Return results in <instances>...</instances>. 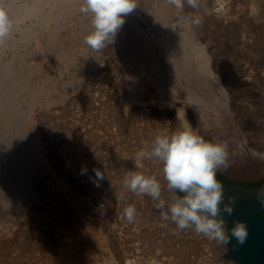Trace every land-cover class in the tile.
<instances>
[{"label": "rangeland", "instance_id": "obj_1", "mask_svg": "<svg viewBox=\"0 0 264 264\" xmlns=\"http://www.w3.org/2000/svg\"><path fill=\"white\" fill-rule=\"evenodd\" d=\"M252 1L76 0V12L69 9L61 17L65 20L58 22L65 29L50 38L40 14L32 19L16 17L9 28L3 27L6 16L15 18L18 8L25 5H43L40 0H0V171L11 173L24 145L43 149L26 172L28 194L21 199L29 196L32 201L26 199L24 208L17 204L13 185L18 175L4 189L8 187L6 194L12 193L13 200L2 193L0 264H216L205 252L209 234L195 220L188 221L205 211H191L182 189L213 171L240 181L264 178V173L233 176L220 167V161L236 150L239 156H243L242 149L264 154V23L258 20L264 15V3ZM218 7L224 10L222 15L216 13ZM181 43L185 45L182 54ZM186 59H191L190 64L183 68ZM206 61L209 77L199 72ZM180 67L189 70L191 79L214 80L215 84L209 80L206 92L217 87L227 92V107L224 100L211 96L206 103H194L180 90L177 95L175 85L189 76ZM37 69L39 74L31 76ZM27 75L31 76L25 85L30 93L23 101L20 95L26 88L21 85ZM8 90H14L12 98ZM197 91L195 99L202 90ZM207 105L212 108L210 118L205 117ZM178 108L186 113L189 134ZM21 129L26 136L18 140ZM191 151L185 161L184 154ZM167 157L172 158L169 171L163 164ZM209 159L213 161L208 169L197 170L198 163ZM95 165L102 169L98 166V172ZM22 167L21 171L27 170ZM119 167L126 172L121 170V174ZM53 171L67 183L71 181L72 189L65 192L71 198L57 187ZM165 188L169 197L160 201L157 196ZM177 199L183 200L179 203L183 209H176ZM104 201L112 205L110 213L104 212L107 204L100 208ZM145 213L150 214V221L142 226ZM179 213L185 215L184 223L178 222ZM145 236L150 237L144 240ZM184 245L185 249L191 245L192 251L184 250ZM70 246L74 247L71 252Z\"/></svg>", "mask_w": 264, "mask_h": 264}, {"label": "bare ground", "instance_id": "obj_2", "mask_svg": "<svg viewBox=\"0 0 264 264\" xmlns=\"http://www.w3.org/2000/svg\"><path fill=\"white\" fill-rule=\"evenodd\" d=\"M42 3H43V5H39L38 4V6H33V5H25V7H21V8H18V10L16 11L17 13H16V16L15 15H13V16H15V18H11L12 16H10V15H8V16H4L5 17V21H3V27H4V29H7V28H9L10 26H11V22H13L15 19H16V17H19V19H20V17H30L31 19H32V17H34L35 16V18H37L36 17V15H39L40 14V17H41V19H44L43 21L46 23V24H44L43 26H46V28L47 29H50V34H49V36L48 37H56L57 35H58V33H59V31L58 30H60V28H62V30L63 29H65V27L63 28V27H61L62 25H64L65 26V24H61V26L59 27V20L61 19V20H63V18H61L63 15L64 16H66V13L68 12V10L70 9V11L71 12H76V8L77 7H79V6H77L76 7V0H40ZM252 1V0H251ZM254 1V0H253ZM253 1H252V3H253ZM257 1V0H256ZM255 1V2H256ZM260 3H264V1L263 0H258ZM257 1V2H258ZM77 2H79V1H77ZM163 3H165V2H163ZM162 4V3H161ZM166 5V4H165ZM164 5V6H165ZM169 5V4H168ZM171 5V4H170ZM254 5V4H253ZM255 5H256V3H255ZM172 6V5H171ZM174 6V5H173ZM257 6V5H256ZM170 8V7H169ZM219 8V7H218ZM258 8V7H257ZM74 9V10H73ZM78 9V8H77ZM206 9V8H205ZM259 9V8H258ZM258 9H256V10H258ZM73 10V11H72ZM222 7L221 8H219L217 11H216V13H220L221 14V12H222ZM263 10H264V8H263ZM168 11H169V9H168ZM209 11V10H208ZM224 11V10H223ZM259 11V10H258ZM11 14L12 13H15V11H11L10 12ZM211 13V12H210ZM264 13V12H263ZM19 14V15H18ZM222 15V14H221ZM221 15H218V16H221ZM224 15V14H223ZM67 17H69V16H67ZM39 19V18H38ZM37 20V19H36ZM64 20H65V18H64ZM63 20V21H64ZM258 20H260L261 21V23H264V15H262V16H260L259 17V19ZM66 22V21H65ZM68 26V25H67ZM89 26V25H88ZM88 26H86V27H88ZM42 27V26H41ZM84 27V26H83ZM90 27H91V25H90ZM177 27V26H176ZM179 27V26H178ZM92 28V27H91ZM171 28H174V27H171ZM191 28V27H190ZM113 29V28H112ZM175 29V28H174ZM23 30V29H22ZM89 30H91V29H89ZM95 29L93 28V31H94ZM173 30V29H172ZM177 30V29H176ZM2 31V30H1ZM0 31V32H1ZM45 31H47V30H45ZM47 31V33H49ZM92 31V30H91ZM178 31H179V29H178ZM24 32V31H23ZM27 32V31H26ZM25 32V34L27 35V33ZM31 32V31H30ZM73 32V31H72ZM182 31H180V33H181ZM74 33H76V32H74ZM79 33H81V32H79ZM88 33V32H87ZM179 33V32H178ZM184 33V32H183ZM186 33V32H185ZM39 34H40V32H39ZM38 34V35H39ZM78 34V33H77ZM84 34H86V33H84ZM89 34H91V32L89 33ZM111 34V33H110ZM118 34V33H117ZM22 35V37L24 38V34L22 33L21 34ZM74 35V34H73ZM83 35V34H82ZM180 35V34H179ZM28 36V35H27ZM33 36H37V35H35V34H32V37ZM41 36H42V34H41ZM71 36V35H70ZM178 36V35H177ZM182 36H185V35H183L182 34ZM26 37V36H25ZM75 37V36H74ZM93 37V36H92ZM92 37H90V38H92ZM186 37V36H185ZM22 38V39H23ZM47 38V37H46ZM72 38V37H71ZM83 38H84V36H83ZM83 38H82V40H83ZM187 38V37H186ZM189 38V37H188ZM26 41H27V39L26 38H24ZM30 39H31V37H30ZM45 39V38H44ZM77 39V38H76ZM180 39V38H179ZM178 39V40H179ZM189 39H191V37L189 38ZM48 40H50V39H48ZM81 40V41H82ZM188 40V39H187ZM29 41V40H28ZM74 41V40H73ZM55 42V41H54ZM176 42V41H175ZM184 42V41H183ZM187 42V41H186ZM186 42H185V44H186ZM4 43V42H3ZM2 43V44H3ZM6 43H7V41H6ZM174 43V42H173ZM188 43V42H187ZM46 44V43H45ZM176 44V43H175ZM180 44V43H179ZM181 44H183V43H181ZM189 44H190V42H189ZM192 44V43H191ZM5 45L6 44H4V46H2L1 45V47H5ZM49 45V44H48ZM128 45V44H127ZM176 45H178V44H176ZM187 45V44H186ZM53 46V45H52ZM60 46V45H59ZM191 46V45H190ZM49 47V46H48ZM55 47H57V46H55ZM54 47V48H55ZM122 47V46H121ZM173 47V46H172ZM171 47V48H172ZM185 47V45L183 44V45H179V51L181 50V49H183ZM13 48H15V47H13ZM177 48V47H176ZM41 49H43L42 47H41ZM57 49H58V47H57ZM131 49V48H130ZM177 50V49H176ZM187 50V49H186ZM37 51V50H36ZM126 51V50H125ZM146 51V50H145ZM151 51V50H150ZM172 51V50H171ZM40 52H42V51H40ZM133 52V51H132ZM142 52H144V51H142ZM147 52V51H146ZM176 52H178V51H176ZM184 52V51H183ZM44 53V52H43ZM42 53V54H43ZM151 53V52H150ZM180 53H181V51H180ZM179 53V54H180ZM53 54H54V52H53ZM57 54V53H56ZM182 54V53H181ZM186 54V53H185ZM184 54V55H185ZM195 54V53H194ZM37 55H38V53H37ZM41 55V54H40ZM14 56H16V55H14ZM18 56V55H17ZM21 56V55H20ZM42 56V55H41ZM41 56H38L39 57V59L41 60ZM131 56H132V54H131ZM172 56H174V55H172ZM126 57V56H125ZM138 57V56H137ZM182 57V56H181ZM15 58H17V57H15ZM43 58V57H42ZM133 58V57H132ZM139 58V57H138ZM193 58V57H192ZM198 58V57H197ZM18 59V58H17ZM38 58H36V60H37ZM141 59V58H140ZM43 60V59H42ZM139 60V59H138ZM182 60V59H181ZM191 60V59H190ZM190 60H184V61H186L185 63H182V64H184L183 65V68H187L188 67V65L190 64ZM155 61H157V60H155ZM37 63L39 62V60H37L36 61ZM130 62V61H129ZM137 62V61H136ZM141 62V61H140ZM139 62V63H140ZM144 63V62H143ZM158 63V62H157ZM160 63V62H159ZM202 63V62H201ZM40 64V63H39ZM39 64H38V68H39ZM200 64V63H199ZM41 65V64H40ZM135 65V64H134ZM161 65V64H160ZM132 66V65H131ZM138 66H140V64L138 65ZM156 66H157V64H156ZM158 66H159V64H158ZM157 66V67H158ZM209 62H203L202 63V65H201V67L199 68L200 69V74L202 73H204V75H206V74H208V77L209 76H211V70H210V68H209ZM35 67H37V65L35 66ZM34 67V68H35ZM162 67H164V66H162ZM194 67V66H193ZM32 68V67H31ZM34 68H33V70H34ZM140 68H141V66H140ZM179 68V67H178ZM181 68V67H180ZM183 68H181V69H183ZM195 68V67H194ZM137 69V68H136ZM157 69H159V68H157ZM161 69H163V68H161ZM165 69V68H164ZM190 69V68H189ZM31 70V69H30ZM38 70V71H37ZM35 72L34 71H31V73L32 74H30L31 76H33L35 73H37V74H39L38 72H39V69H37ZM138 70H141V69H139L138 68ZM137 70V71H138ZM167 70V69H166ZM174 70V69H173ZM177 70V69H176ZM186 69H183V70H181L182 72H184ZM191 70V69H190ZM195 70V69H194ZM165 71V70H164ZM164 71H162V72H164ZM187 71H189V70H187ZM187 71H185V74H183L184 76L186 75V74H188V72ZM30 72V71H29ZM34 72V73H33ZM177 72H179V71H177ZM157 73V72H156ZM166 73V72H165ZM176 73V72H175ZM189 73H191V72H189ZM206 73V74H205ZM159 74V73H158ZM181 74V73H180ZM213 74V73H212ZM29 75V78H31V76ZM164 76H165V74H163ZM174 75H177V74H174ZM189 75V74H188ZM192 75V74H191ZM194 75V74H193ZM197 75H199V74H197ZM196 75V76H197ZM140 76V75H139ZM195 76V77H196ZM150 77V76H149ZM178 77V76H177ZM183 77V76H182ZM191 76L189 75V76H185V78L183 77V79L182 80H179L178 81V84H176L175 85V83H173L174 85H175V87H176V89L177 90H175V93L177 94V95H180L179 93H180V91H182L181 92V94L182 95H186V97H187V99L189 100V102H194L195 103V101H199V102H197V103H200V102H203V103H206L207 102V97L208 96H211V98L213 97V98H217L218 100H220V101H222V100H224L225 101V103L227 102V97H228V93L227 92H220V88H222V87H220L219 86V89L220 90H217V88H215V89H213L212 88V90H210V91H212L211 93H209V92H206V87L208 86V84H209V82L210 81H213L212 83H214L215 84V82H214V80H210V78H208V79H205V77L203 78V76H201V78H198V79H191V78H193V77H191ZM214 77V76H213ZM219 77V76H218ZM29 78H28V75H27V79H25L24 81H26V80H29ZM35 78V77H34ZM135 78V77H134ZM137 78V77H136ZM144 78V77H143ZM158 78V77H157ZM166 78H169V77H167L166 76ZM180 78H181V76H180ZM139 79V78H138ZM137 79V80H138ZM142 79V78H141ZM146 79V77L144 78V80ZM148 79V78H147ZM152 79V78H151ZM217 79V78H216ZM215 79V80H216ZM32 80V79H31ZM137 80H136V82H137ZM157 80V79H156ZM159 80V79H158ZM157 80V81H158ZM169 80V79H168ZM210 80V81H209ZM3 81V80H2ZM41 81V80H40ZM218 81V80H217ZM33 82H35V81H33ZM43 82V81H42ZM139 82V83H138ZM137 83H138V85L139 84H141V82L140 81H138ZM143 82V81H142ZM145 82V81H144ZM156 82V81H155ZM161 81H159V83H160ZM173 82V81H172ZM193 82V83H192ZM263 82V81H262ZM30 83V82H29ZM39 83V82H38ZM146 83V82H145ZM153 83H154V81H153ZM170 83V82H169ZM168 83V84H169ZM217 83V82H216ZM219 83V82H218ZM232 83V82H231ZM264 83V82H263ZM2 84V83H1ZM22 84H24V83H22ZM37 84V83H36ZM132 84H135V83H132ZM156 84V83H155ZM158 84V83H157ZM192 84V85H191ZM213 84V85H214ZM247 84V83H246ZM27 86L28 85V83H27V81H26V83L24 84V85H21L22 87H24V86ZM138 85H136L135 84V86L137 87ZM142 85V84H141ZM173 85V86H174ZM207 85V86H206ZM219 85V84H218ZM25 86V88H26V91H27V87ZM140 86V85H139ZM161 86V85H160ZM172 86V85H171ZM172 86V87H173ZM209 86H210V84H209ZM29 87H30V85H29ZM36 87V86H35ZM141 87V86H140ZM142 88V87H141ZM240 88V87H239ZM242 88V87H241ZM23 90H22V92H24L23 94H22V96L20 95V100H23V101H26V100H28L27 99V94H29L30 93V91H29V89H28V91L26 92V91H24V88H22ZM136 89V88H135ZM186 89H188V90H186ZM197 89H199V90H202V91H200L201 92V96H200V98L199 97H197L198 99H195V98H193V97H195L196 95L198 96V94H197V92H199V91H197ZM229 89V88H228ZM31 90V89H30ZM33 90V89H32ZM31 90V91H32ZM172 90V89H171ZM180 90V91H179ZM208 90V89H207ZM208 90V91H209ZM214 90V91H213ZM241 90V89H240ZM11 91H14V90H11ZM10 91V92H11ZM34 91V90H33ZM140 91V90H139ZM224 91H225V89H224ZM242 91V90H241ZM7 92H9V90L7 91ZM10 92L8 93V94H10ZM39 92V91H38ZM38 92L36 93V91L34 92L35 93V95H37L38 96ZM134 92V91H133ZM33 93V92H32ZM42 93V92H41ZM184 93V94H183ZM7 94V96L8 97H10L12 94H10V95H8ZM232 94V93H231ZM4 95V94H3ZM6 96V94H5V98H8ZM237 96V95H236ZM178 97V96H177ZM235 97V96H234ZM10 98H12V97H10ZM9 98V99H10ZM32 98V97H31ZM185 98V97H184ZM210 98V99H211ZM33 100H34V97L32 98ZM36 99V98H35ZM217 99H215V100H217ZM231 99V98H230ZM8 100V99H7ZM11 100V102H12V99H10ZM18 100V102H20V100H19V98L17 99ZM16 100V101H17ZM187 100V101H188ZM235 100V99H234ZM233 100V101H234ZM4 101V100H3ZM8 102H10V101H7V103ZM160 102V101H159ZM16 103V102H15ZM14 103V104H15ZM165 103V102H164ZM209 103H211V101L209 102ZM219 103V102H218ZM224 103V104H225ZM12 104V103H11ZM168 104V103H167ZM191 104V103H190ZM193 104V103H192ZM212 104V103H211ZM221 104V103H220ZM219 105V104H218ZM8 106V105H7ZM7 106L5 107V108H7ZM16 107H17V105H15ZM31 106H32V104H31ZM168 106H170V105H168ZM198 106V105H197ZM204 106V105H203ZM208 106V105H207ZM221 106V105H220ZM15 107V108H16ZM164 107V106H163ZM166 107V106H165ZM206 107V106H205ZM209 107V106H208ZM213 107V106H212ZM226 107H227V103H226ZM1 108V107H0ZM3 108V107H2ZM14 108V107H13ZM207 108V107H206ZM16 109H18V108H16ZM150 109V108H149ZM153 109V108H152ZM155 109V108H154ZM180 108H178V110H179ZM205 109V108H204ZM175 110H177V109H175ZM185 110V109H184ZM211 110H212V108H210L209 107V109L208 110H205V117L211 112ZM228 110V109H227ZM9 111V110H8ZM173 113V112H172ZM218 113V112H217ZM3 114V113H2ZM138 114V113H137ZM176 114H177V112H176ZM197 114V113H196ZM216 114V113H215ZM179 115H180V117H181V122H183V124L186 126V128H187V133L189 134L190 133V130H189V128L187 127V116H186V113L185 112H183L182 111V108H181V110H179ZM4 116V115H3ZM140 116V115H139ZM208 117V116H207ZM206 117V118H207ZM161 118V117H160ZM203 118V117H202ZM208 118H210V117H208ZM150 119V118H149ZM176 119V118H175ZM153 120V119H152ZM160 120V119H159ZM162 120V119H161ZM227 120V119H226ZM26 121V120H25ZM29 120H27V122H28ZM155 121V120H154ZM153 121V122H154ZM176 121H177V119H176ZM179 121V120H178ZM220 122V120H218L217 119V122ZM147 122V121H146ZM149 122V121H148ZM157 123V122H156ZM26 124V123H25ZM180 124V123H179ZM221 124V123H220ZM27 125V124H26ZM178 125V124H177ZM218 126V125H217ZM15 127V126H14ZM21 127H23L22 126V124H21ZM20 127V128H21ZM25 127V126H24ZM27 127V126H26ZM13 128V127H12ZM18 130H19V128H18ZM16 131H17V129H16ZM16 131H14V133H16ZM153 131V130H152ZM27 132V131H26ZM28 133V132H27ZM26 133V134H27ZM131 133V132H130ZM18 134H19V137H18V140H20V137H23V136H26V135H24L25 133H24V129H21V133L20 132H18ZM148 134V133H147ZM154 134H155V132H154ZM157 134V133H156ZM174 134V133H173ZM15 135H17V134H15ZM31 135V134H30ZM153 135V134H152ZM170 135H172V134H170ZM169 135V136H170ZM3 136V135H2ZM155 136V135H154ZM4 137V136H3ZM2 137V138H3ZM7 137V136H6ZM29 137V136H28ZM157 137V136H156ZM14 138V137H13ZM4 139H5V137H4ZM144 139H146V138H144ZM149 139V138H148ZM160 139V138H159ZM0 140H1V138H0ZM8 140V139H7ZM151 140H152V138H151ZM5 141V140H4ZM9 141V140H8ZM32 141V140H31ZM33 141H34V139H33ZM155 141V140H154ZM188 141H190L189 139H187L186 140V143L188 142ZM9 142H11V140L9 141ZM24 142V141H23ZM27 142V141H26ZM151 142V141H150ZM166 142V141H165ZM2 143H3V141H2ZM30 143V142H29ZM158 143V142H157ZM160 143H161V141H160ZM159 143V144H160ZM190 143V142H189ZM189 143H187V144H189ZM1 144V143H0ZM6 144V143H5ZM21 144V143H20ZM144 144V143H143ZM150 144V143H149ZM155 144V143H154ZM191 144V143H190ZM7 145H8V143H7ZM12 145H14V144H11V146ZM17 145V144H16ZM19 145V144H18ZM17 145V146H18ZM29 144H27V146H28ZM34 145V144H33ZM184 145H186V144H184ZM9 146V145H8ZM16 146V147H17ZM20 146V145H19ZM36 146V145H35ZM147 146V145H146ZM154 146V145H153ZM152 146V147H153ZM31 147V146H30ZM33 147V146H32ZM187 147V146H186ZM14 148V147H13ZM38 149H29L28 147H25V145H24V149H23V147H22V149H21V147H20V151H21V155L19 156V154H18V157H20L19 159H17V160H14L15 162L12 164V167L11 168H13V169H11V173H9V172H3V171H0V202L3 200L2 198L5 196L4 194H6V193H8V192H6V190H7V188H6V190H4L5 189V185L7 184V183H9V180L10 179H12L13 177V175H15L14 176V178L18 175V177L19 178H17V179H15V181L16 182H14L15 183V185H13V188L15 187V189H13V191L15 192V194H17L18 195V197H17V204H23L21 207H25L24 205L26 204V203H28L29 201H32V200H28L27 198L29 197H27V198H25V200H22L21 199V197L24 195V194H26L27 192V190H28V188H27V190H25V186H26V184H25V180H26V177H28L27 176V171L29 170L28 169V167H30L29 165L32 163L33 164V162H36L35 160H38L37 159V157H40V156H42V148H40L39 149V147H37ZM190 148V147H189ZM4 149V148H3ZM12 149V148H11ZM10 149V150H11ZM2 150V149H1ZM9 150V151H10ZM189 150V149H188ZM187 150V151H188ZM5 151V150H4ZM18 151V150H17ZM171 151H172V149H171ZM242 151H244L243 152V156H239V155H237L236 154V152H237V150L236 151H234V152H232V155H228V157H227V159L226 160H221L220 161V165H222V166H220L219 164L217 165V166H220L222 169H224L225 171H227V172H229L230 174H232L233 176H250V177H257V176H259V175H261V174H263L264 173V154H259V152H257V151H253L252 149L250 150H243L242 149ZM173 152V151H172ZM9 153V152H8ZM14 153V152H13ZM20 153V152H19ZM42 153V154H41ZM170 153V152H169ZM10 154V153H9ZM15 154H16V152H15ZM191 154H192V151L191 152H189V154L188 153H186V155L184 154V156H183V159L186 161L189 157H191ZM1 155H3V154H1ZM8 155V154H7ZM14 155V154H13ZM12 155V156H13ZM173 155V154H172ZM188 155V156H187ZM11 156V157H12ZM16 156H17V154H16ZM171 156V155H170ZM5 157H7L6 155H5ZM13 158V157H12ZM11 158V159H12ZM218 158H220V157H218ZM41 159V158H40ZM166 159H168V157L166 158ZM6 159H4V161H5ZM97 160V159H96ZM99 160H101V158L99 159ZM161 160V159H160ZM159 160V161H160ZM215 160L217 161L218 159H217V157L215 158ZM2 161H3V159H2ZM4 161H3V163H4ZM11 161V160H10ZM103 161V160H102ZM188 161V160H187ZM213 160H211L210 161V159L209 160H205V161H203V162H201V163H198L197 165V167H199L197 170H204V169H206L207 167L209 168V166H210V162H212ZM171 162H172V158H170L169 157V159H168V161L166 162H163V164H164V166H165V168L169 171V167H173L172 165H171ZM174 162V161H173ZM38 163H40V162H38ZM121 163V162H120ZM218 163V162H217ZM5 164V163H4ZM8 164V163H7ZM96 164V163H95ZM173 164V163H172ZM11 165V164H10ZM125 165V164H124ZM162 165V164H161ZM22 166H25V167H27V170H24L23 169V171H21L20 169H19V167H22ZM96 166V165H95ZM99 166V165H98ZM98 166H96L95 167V169L97 170V167ZM104 166V164L103 165H101V167H103ZM118 166V165H117ZM122 167H123V164L121 165ZM163 166V165H162ZM121 167V168H122ZM6 168V167H5ZM10 168V167H9ZM23 168V167H22ZM99 168H100V166H99ZM98 168V169H99ZM159 168H161L160 166H159ZM164 167H162V169H163ZM207 168V169H208ZM18 169L20 170V173H18V174H16L17 172H18ZM100 169H102V168H100ZM99 169V170H100ZM1 170V169H0ZM6 170H7V168H6ZM92 170H94V169H92ZM117 170V169H116ZM119 172L121 173V170L122 169H120V167H119ZM171 170V169H170ZM194 170V169H193ZM98 171V170H97ZM99 172V171H98ZM100 172H101V170H100ZM122 172H126L125 170L123 171L122 170ZM189 173H190V171H188ZM53 174H54V176H55V179H56V182H57V187L59 188V189H61V190H63L64 192V194H65V196H67L66 198H68V195H71V193L69 194V192H68V194L67 193H65L69 188L70 189H72L71 187H69L70 185L69 184H71V181H70V183L68 184L67 183V181H65V180H63L62 178H59L58 177V175L55 173V171H53L52 172ZM90 173H92V171L90 172ZM95 173H97V172H95ZM123 173V174H124ZM164 173V172H163ZM166 173V172H165ZM170 173V172H169ZM174 173V172H173ZM193 173V172H192ZM205 173V172H204ZM122 174V173H121ZM172 174V173H171ZM185 174V173H184ZM32 175V174H31ZM84 175V174H83ZM97 175V174H96ZM168 175V174H167ZM170 175V174H169ZM174 175V174H173ZM264 175V174H263ZM29 176H30V174H29ZM94 176V175H93ZM182 176V175H181ZM184 176V175H183ZM31 177V176H30ZM86 177V176H85ZM167 177H169V176H167ZM199 177V176H198ZM160 178V177H159ZM161 178H162V176H161ZM160 178V179H161ZM28 179V178H27ZM11 181V180H10ZM27 181V180H26ZM162 181H164V180H162ZM166 182V181H165ZM168 182V181H167ZM75 183V182H74ZM11 185V184H10ZM9 185V186H10ZM71 186H73V185H71ZM57 187H55V188H57ZM74 187V186H73ZM83 189H84V187H82ZM10 190H11V192H12V189L11 188H9ZM8 189V190H9ZM82 190V189H81ZM85 190V189H84ZM87 190H88V188H87ZM87 190H85V191H87ZM1 191H3V192H1ZM85 191H83L82 190V195L81 196H83L84 194H83V192L85 193ZM5 192V193H4ZM10 192V191H9ZM168 192L169 191H167L166 192V188H165V191L163 192H160V194L157 196V198H159L160 199V201H162V200H167V198L169 197H167V195H169L168 194ZM2 193H4V194H2ZM78 193H79V191H78ZM28 194V193H27ZM77 194V193H76ZM142 194V193H141ZM4 195V196H3ZM11 195H13L12 193H11ZM10 195V193L9 194H6V197L8 196H10V197H12ZM16 195V196H17ZM79 195V194H78ZM16 196H14V197H16ZM26 196V195H25ZM80 196V195H79ZM129 196H133V197H135V195L134 194H129ZM5 197V198H6ZM72 197V196H71ZM71 197H69V198H71ZM167 197V198H166ZM4 198V199H5ZM30 198V197H29ZM68 198V199H69ZM8 199H10V198H8ZM12 200H13V197L11 198ZM26 199L28 200V202H26ZM71 200V199H70ZM69 200V201H70ZM179 199H177L176 200V203H175V207H176V209L178 208L179 210L182 208V206L181 205H179V203H181V201H183V200H179ZM135 201V200H134ZM4 202H5V200H4ZM4 202H2V203H4ZM14 202V201H13ZM157 202V201H156ZM1 203V204H2ZM6 203V202H5ZM8 203V202H7ZM10 203V202H9ZM30 203V202H29ZM138 203V202H137ZM158 203V202H157ZM11 204H12V202H11ZM10 204V205H11ZM140 204H141V202H140ZM142 204H143V207H146V208H148L147 207V203H144V202H142ZM28 205V204H27ZM139 205V204H138ZM159 205V204H158ZM1 206H3V205H1ZM5 206V205H4ZM3 206V207H4ZM12 206H14V205H12ZM137 206V205H136ZM5 207H8V205L7 206H5ZM4 207V208H5ZM141 207V205L139 206V208ZM9 208H10V206H9ZM100 208H103L104 209V207H100ZM11 209V208H10ZM113 209V207H112V205H110V204H107L106 205V208H105V210H104V212L105 213H110L111 212V210ZM141 209L143 210V208L141 207ZM177 209V210H178ZM183 209V208H182ZM2 210V209H1ZM148 210H151L150 208L149 209H147V212H148ZM3 211H5V210H3ZM8 211V210H7ZM153 211H155V210H153ZM157 211V210H156ZM185 211V210H184ZM151 212V211H150ZM149 212V213H150ZM186 212V211H185ZM178 213V212H177ZM188 213V212H187ZM7 214V213H6ZM180 214V213H179ZM198 214V213H197ZM1 215V214H0ZM103 215V214H102ZM152 216L154 215V213L153 214H151ZM156 215V214H155ZM181 215V214H180ZM144 216H145V214H144ZM183 216V214L181 215V216H177L176 218H178V222L181 220L182 222L184 221V219H185V217H182ZM195 216V215H194ZM200 216H202V215H200ZM199 215L197 216L198 218L200 217ZM3 218V217H2ZM150 218V217H149ZM152 218V217H151ZM157 218V217H156ZM175 218V217H174ZM190 218V217H189ZM188 218V219H189ZM193 218V217H192ZM191 218V219H192ZM154 219V218H153ZM152 219V220H153ZM5 220V219H4ZM187 220V219H186ZM193 220H195L194 218L192 219V220H188V221H190V224L192 223L191 221H193ZM148 221H150L148 218H143L142 219V226L143 225H145L146 223H148ZM175 221V220H174ZM1 222V221H0ZM7 222V221H6ZM187 222V221H186ZM184 223V222H183ZM182 223V224H183ZM179 224V223H178ZM181 224V223H180ZM181 224V225H182ZM172 225V224H171ZM92 234V233H91ZM138 234H139V230H138V232L136 233V235L138 236ZM144 234V233H143ZM146 234V233H145ZM144 234V235H145ZM151 233H149L148 235H150ZM93 235V234H92ZM153 235V234H152ZM223 235H226V230H223ZM182 236V235H181ZM141 237H143L142 235H141ZM146 237V236H145ZM148 237V236H147ZM145 238L144 240H147L148 238ZM137 239H138V237H137ZM139 240V239H138ZM150 240V239H149ZM140 241V240H139ZM189 241V240H188ZM196 241V240H195ZM180 242H182V241H180ZM184 242H182V244H183ZM187 243V242H186ZM196 243V242H195ZM169 244V243H168ZM181 244V245H182ZM23 245V244H22ZM186 245V244H185ZM185 245H184V250H186L187 248L188 249H190L191 247V245L189 246V247H187L186 249H185ZM187 245H189V243L187 244ZM196 245V244H195ZM18 246V245H17ZM25 246V245H24ZM73 246V245H72ZM72 246H70L69 247V249H71V250H69V252H71V251H73V248L74 247H72ZM172 246V245H171ZM176 246V245H175ZM192 246L194 247V245L192 244ZM23 247V246H22ZM192 247V248H193ZM20 248V247H19ZM168 248V247H167ZM166 248V250L168 251V249ZM172 248V247H171ZM170 248V249H171ZM192 248L190 249V251H192ZM174 249V248H173ZM172 249V250H173ZM181 249H183V246L181 247ZM187 249V250H188ZM195 249V248H194ZM227 249V248H226ZM75 250V249H74ZM172 250H169V251H172ZM182 251L183 250H180L179 252H181L182 253ZM189 251V250H188ZM188 251H187V253H188ZM176 252V251H175ZM185 251H183V253H184ZM179 255V254H178ZM182 256V255H181ZM185 256V255H184ZM7 258V257H6ZM2 260V259H1ZM57 260V259H56ZM4 262V261H3ZM58 263H59V261H58ZM58 263H56V264H58ZM61 263V262H60ZM68 263V262H67Z\"/></svg>", "mask_w": 264, "mask_h": 264}, {"label": "water", "instance_id": "obj_3", "mask_svg": "<svg viewBox=\"0 0 264 264\" xmlns=\"http://www.w3.org/2000/svg\"><path fill=\"white\" fill-rule=\"evenodd\" d=\"M213 171L202 180H207ZM221 173V172H220ZM230 178V177H229ZM234 183L228 187L209 188L206 194L205 210L227 231L224 243L227 252L223 256L239 264H264V182L260 177L252 181L230 178ZM190 186L187 191L189 193ZM191 211H200L193 200L186 195Z\"/></svg>", "mask_w": 264, "mask_h": 264}, {"label": "built area", "instance_id": "obj_4", "mask_svg": "<svg viewBox=\"0 0 264 264\" xmlns=\"http://www.w3.org/2000/svg\"><path fill=\"white\" fill-rule=\"evenodd\" d=\"M106 204H108V202L104 201L103 204H101L100 206L104 207ZM200 214L203 215L199 218L197 217V215L194 217V219L197 223L200 224L201 228H204L205 232L209 234V240L206 243L207 251L205 252L210 254V260L212 259V261L216 264H239L223 256V254L227 252V247L223 242L226 237V235H223V230H225V228L222 227L219 223H217L213 216H211L208 212L205 211ZM145 215H147L146 218L149 219L150 214L145 213ZM139 217L140 215L137 214L136 218L138 219ZM183 217H185V215Z\"/></svg>", "mask_w": 264, "mask_h": 264}, {"label": "trees", "instance_id": "obj_5", "mask_svg": "<svg viewBox=\"0 0 264 264\" xmlns=\"http://www.w3.org/2000/svg\"><path fill=\"white\" fill-rule=\"evenodd\" d=\"M220 183L222 184V187H228L231 184H233L229 179L226 177H223L219 174H212L207 180H203L202 182L198 183L195 188V198L197 199L199 203V208L205 210V200H206V194L207 190L209 188H216V184ZM262 183H258L256 186H260Z\"/></svg>", "mask_w": 264, "mask_h": 264}, {"label": "flooded vegetation", "instance_id": "obj_6", "mask_svg": "<svg viewBox=\"0 0 264 264\" xmlns=\"http://www.w3.org/2000/svg\"><path fill=\"white\" fill-rule=\"evenodd\" d=\"M216 174H219V175H221V176H223V177H226L227 179H229L232 183H234L228 176H226V175H224V174H222V173H216ZM200 182H202V181H199V182H196V183H194L193 185H192V187L190 188V191H189V193H188V191H187V189L185 188V189H182V192H184V194H186L188 197H190L192 200H193V202L196 204V206L199 208V203H198V201H197V199L195 198V188H196V186H197V184L198 183H200ZM236 184H239V185H241V186H244V187H248V188H253V187H257L256 185L257 184H252V185H244V184H240V183H236ZM217 186H221L222 187V184H220V183H217L216 184V187Z\"/></svg>", "mask_w": 264, "mask_h": 264}]
</instances>
